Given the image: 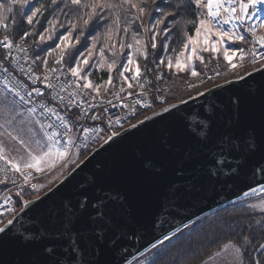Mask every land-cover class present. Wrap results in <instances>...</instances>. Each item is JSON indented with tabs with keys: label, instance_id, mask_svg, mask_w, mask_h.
Here are the masks:
<instances>
[{
	"label": "snow or ice",
	"instance_id": "1",
	"mask_svg": "<svg viewBox=\"0 0 264 264\" xmlns=\"http://www.w3.org/2000/svg\"><path fill=\"white\" fill-rule=\"evenodd\" d=\"M150 2L152 9L147 7L146 0H0V48L3 49L0 72L5 74L2 83L8 93L0 96V185L17 187L15 196L19 198L13 202L9 194L0 204V264H128L122 241L132 227L131 193L104 187L95 180L81 184L71 197L54 202L38 215L29 216V226L21 225L23 231L10 226H14L20 213L28 215L25 210L30 205L33 209L38 207L34 201H40V196L23 199L25 186L34 191L43 187L31 182L33 174L43 173L65 160L69 149L80 139L77 133L82 131L83 139L88 140L90 134L103 130L78 126L68 115L73 109L80 110L77 120L83 117L102 121L103 114L94 110L104 107L107 111V106L113 104L105 96L127 100L133 95L148 94L149 47L141 38L142 32L151 33L150 49L159 59L156 68L163 66L177 73L187 71L196 78L201 74L193 67L194 60L208 67L203 53H210L212 59L222 55L230 70L238 66L234 58L244 68L243 62L249 54L252 64L264 61V52L255 48L245 52L242 47H234L236 42L246 41L242 33H249L256 37L253 43L264 48V36H257L258 25L247 24L258 13H264V0H184L183 3L166 0L163 5L158 0ZM164 7L171 10L164 11ZM189 8L196 10L197 19L189 21L194 25L195 34L184 32L181 51L174 59L162 57L161 50L167 51L169 46L161 43L158 47L157 40L161 32L167 38L170 29L166 21L169 18L175 21ZM221 10L222 20L219 18ZM157 12H161L159 17H156ZM46 13L50 17L46 20L47 26L39 31L36 25L41 24ZM260 23L264 24V19H260ZM22 25L30 26L31 30L21 31ZM100 28H104V32L93 35ZM129 33L131 42L127 39ZM101 35L105 44L98 49V62L93 63ZM117 36L119 40L114 39ZM29 38H32L31 43ZM106 50L111 52L112 59L105 56ZM140 58L145 62L143 70ZM152 62L155 64V59ZM90 68L105 69L107 80L95 82ZM114 70L120 78L118 90L112 75ZM13 72H18L31 85L39 83L50 91L30 87ZM244 76L251 73L245 71L238 79L243 80ZM160 79L157 75L156 80ZM188 86L196 87L195 84ZM121 93L126 95L122 97ZM204 94L197 93L198 96ZM34 97L47 99L37 103ZM134 103L151 107L139 98ZM27 105L31 107H25ZM56 105L64 109L63 113ZM162 111L171 114L169 107ZM120 123L121 119L115 118V125ZM108 125L113 126L112 119ZM118 135L113 131L104 143ZM139 166L143 174L153 177L164 167L177 177L191 174L186 184L169 186L166 197L169 205L178 197L193 194L197 185L203 188L205 184L223 181L234 186V181L247 182L257 175L264 176V90L255 111L239 97L227 103L201 104L188 111L148 154H140ZM249 191L255 194L257 189L249 184ZM249 191H244L243 195L248 196ZM259 191L264 193V184ZM256 210L264 214V199L248 205L245 219L251 221L253 218L248 217L247 212ZM5 215L11 216L6 223ZM254 232L264 237V215L254 219V224L229 222L214 228L209 243L216 245V250L201 264H264V242L254 243ZM170 240L171 236L164 234L163 239L156 238L155 242L144 246L137 264H158L163 255L159 246Z\"/></svg>",
	"mask_w": 264,
	"mask_h": 264
},
{
	"label": "water",
	"instance_id": "2",
	"mask_svg": "<svg viewBox=\"0 0 264 264\" xmlns=\"http://www.w3.org/2000/svg\"><path fill=\"white\" fill-rule=\"evenodd\" d=\"M251 76L244 79L231 80L229 82L213 86L210 91H204V96H196L185 100L186 103L177 102L175 108L170 104V113L162 109L148 116L151 120H143V124L136 123L119 132L108 143H102L96 150L86 156L65 177L56 183L51 189L40 195V201H34L38 206L20 213L14 228L29 226V216L38 215L54 202L59 203L65 197H71L80 188L81 184H90L93 180L104 187H115L131 193L133 213L132 227L128 237L122 241L124 253L127 255L128 264H134L139 252L144 246L155 242V239H163L164 234L173 236L178 233L177 228L183 230L185 225L190 226L203 217L235 204L249 197H257L259 188L264 184V176L257 175L254 180L247 182L234 181V186H229L223 181L220 183H208L203 188L197 185L191 195L178 197L174 204L169 205L166 197L168 188L173 183L186 184L191 180V174L183 178L175 176L167 167L153 176L145 175L139 166L140 154H148L158 142L173 131L177 121L190 110H194L201 104L227 103L230 99L239 97L247 106L255 111L258 109L260 93L264 90V68L254 70ZM165 108V107H164ZM249 184L255 187L257 192L249 191ZM59 189V191H57ZM249 191L248 196L243 192ZM47 195V198H45ZM167 205V207H166ZM23 225V227H21Z\"/></svg>",
	"mask_w": 264,
	"mask_h": 264
},
{
	"label": "built area",
	"instance_id": "3",
	"mask_svg": "<svg viewBox=\"0 0 264 264\" xmlns=\"http://www.w3.org/2000/svg\"><path fill=\"white\" fill-rule=\"evenodd\" d=\"M206 14V10H204ZM262 14V16H260ZM260 19H264V13H258L257 17H253L252 20L247 21V24H257L258 25V32L257 36H264V24L260 23ZM246 37L247 41V47L244 48L245 52L248 51L250 48H255L258 52H264V48H261L258 44L253 43V41L256 39V37H253L249 33H242ZM146 35V43H148L149 47V60L147 62V68L151 69V71H148L146 73L147 79L150 81L148 85H146V90L148 92L147 95L137 97L136 95H133L131 97H128L127 100H117L111 95L105 96V99H110L113 101L112 105L107 106V111L104 110V107H100L98 109H95L94 112L102 113L104 119L102 121H92L91 119H84L83 117H80L79 120L76 119L77 116L80 114V110L78 108L73 109L72 112H70L69 118L71 121L75 122L78 126L82 127H88V128H101L103 129L100 133L96 135H89L88 140L83 139L82 131L80 133H77L78 136H80V139H77L75 142V146L71 147L69 149V155L66 157V159H70L71 156L75 152H81L82 154H91L94 150H96L104 141L107 139V136L110 135L113 131L115 132H121L125 130L126 128L130 127L133 124L138 123V121L144 120V117L150 116L153 113H156L158 110L170 105L174 104L176 102H169V99L174 97V93L170 90V81H169V75L177 73L175 70H169L166 67L161 66L160 68H156V64H159V59L155 58L152 55V50L150 49V39L147 38ZM29 43H31L29 41ZM240 48V47H239ZM243 48V47H242ZM0 50L3 53V49L0 48ZM15 54V53H14ZM205 62L208 63V67L206 68L203 64H201L199 61L194 60L193 61V67L195 70L200 73V77H192L189 72H181L179 75L187 74L189 77V81L183 83L179 87V93L181 94H193L191 97L198 96V92H204L206 89H209L213 87L212 85L216 84H223L226 82H229L231 80H237L238 76L244 75V72H252L254 70H257L261 68V64H264V61L257 60L256 64L251 63V55L249 54L245 61L243 62L245 67L241 68L240 61L236 60L234 58V62L237 63V68L235 70H230L227 66V62L223 60L222 55H217L216 59L211 58L210 53H203L202 54ZM162 57H170L168 54L161 55ZM153 59H155V64L152 62ZM210 61V62H209ZM143 66H141V69L143 70L145 68V62H143ZM219 64V67L217 65ZM10 71L12 69L10 68ZM38 72H42V69H38ZM219 73V75H216V73ZM13 75L20 79L21 81L27 82L23 76H21L18 72H13ZM159 75L161 77L160 80H156V76ZM5 74L0 72V85L4 88V84L2 81L4 80ZM211 77V79H209ZM11 82V81H10ZM29 83L30 87H40L45 92H49L50 90L44 89L42 84L37 85H31ZM114 83L116 85V90H118L120 86V78L119 74L116 73L114 75ZM189 84H195L196 87L190 88ZM214 85V86H216ZM211 86V87H209ZM126 87V86H125ZM159 88L160 91L157 92L155 89ZM5 89V88H4ZM6 91V89H5ZM135 91H139V89H136ZM7 93V92H6ZM8 94V93H7ZM10 95V94H9ZM126 95V93H121V96L123 97ZM160 97V99H157V97ZM141 99L144 104H149L151 107H143V105H136L134 103L135 99ZM37 103H39L41 100L47 99V97H40L36 98ZM58 109L63 113L64 109L59 108V105H56ZM25 107H31V105H27ZM134 112V115L131 113ZM139 115V116H138ZM120 118L121 123L120 125H115V118ZM109 119L113 120V126L109 128L108 121ZM43 176L37 173L33 174L32 183L40 185L41 181L43 180ZM17 191V187L8 184L7 188L5 185H0V204H3V197L6 195L11 194L13 198V202L18 200L19 198L15 196V192ZM36 191L31 189L30 186H25V191L23 193V199H34ZM17 212H19V206L17 205ZM11 216L5 215L3 218L4 222L6 223L7 219H10Z\"/></svg>",
	"mask_w": 264,
	"mask_h": 264
},
{
	"label": "trees",
	"instance_id": "4",
	"mask_svg": "<svg viewBox=\"0 0 264 264\" xmlns=\"http://www.w3.org/2000/svg\"><path fill=\"white\" fill-rule=\"evenodd\" d=\"M40 2H43V0H40ZM146 2L148 8L153 6L150 0H146ZM165 2L166 0H158V3H161L162 5L165 4ZM171 2L175 3L176 0H171ZM183 2L184 0H181V3ZM163 10L170 11L171 9L164 7ZM160 15L161 12L156 13V17H159ZM47 18H50L48 16V13L45 14L44 18H41V24L36 25V28L39 31H43V27L47 26ZM194 19H197L196 10L194 8H189L186 14L182 13L175 19V21H172L171 18H169L166 23L168 24V28L170 29V31L167 34V38H165V34L163 32L160 33L157 40L158 47L161 45V43H164L166 41L169 46L166 51V54L170 55V57L174 59L176 54L181 51L182 44L185 40L184 32H187L191 35L194 32V25L192 23H189V21ZM160 27L163 28L164 25H161ZM29 29L30 26H21V31H28ZM99 30L100 29H98L97 31ZM150 36L151 33H147V38L150 39ZM29 39L32 42V38ZM234 47L246 48L247 41L236 42L234 44ZM0 55H3L1 50ZM140 64L141 66H143L144 63L140 62ZM174 79V81H171L169 75L170 90L172 91V93H174V97L169 99V102L177 103L189 99V97L193 95L192 93H179V87L183 83L190 80L188 75L183 74L178 78ZM86 156L87 154H82L79 159V162H81ZM255 198L256 197H249L235 204L217 210L176 233L174 236L171 237L170 241H165L163 245L159 246L160 249H162L163 251V255L158 260V264H172V261H175L176 264L201 263V261L204 260L210 252L216 250V245L209 243L211 239V233L214 228L222 227L224 224H227L229 222H235L237 224L244 223L245 225H247V223L249 222H252L254 224L253 219L257 218H253V212H247V216L253 218L251 221L245 219V212L247 209V206L245 205L248 203V201ZM226 239L227 237L224 238L225 242ZM253 242L258 245L259 243L264 242V237H261L258 232H254Z\"/></svg>",
	"mask_w": 264,
	"mask_h": 264
},
{
	"label": "rangeland",
	"instance_id": "5",
	"mask_svg": "<svg viewBox=\"0 0 264 264\" xmlns=\"http://www.w3.org/2000/svg\"><path fill=\"white\" fill-rule=\"evenodd\" d=\"M152 7H150L149 9H152ZM145 20H147V17L145 18ZM30 30H31V28L28 31H30ZM59 31L63 32L64 30L59 29ZM103 32H104V28H100V30L97 31L96 33H93V35L102 34ZM148 34H149V32H148ZM194 34H195V30H194L192 35H194ZM121 35H123V34H121ZM130 37H131V33L128 34V37H127L128 42H131ZM119 38L120 37L117 36L114 39L119 40ZM141 38L146 42L145 33H143V32L141 33ZM212 39H215V37H213ZM29 41H30V39H29ZM49 43H51V42H49ZM88 43H89V45L92 43L91 38H89ZM164 43H166V41ZM104 44H105V39H104L103 35H101V38L98 41V45H97V53L94 55V58H93V63L98 62V60H99L98 49H99V47L103 46ZM127 51H129V50L125 49V52H127ZM163 54H166V51L161 50V55H163ZM105 56L108 59L113 58L111 55V52H109L107 50L105 51ZM140 62H144L143 58H140ZM89 71L91 73H93L91 78L97 83H101V82L107 80V78H108V73L105 69L90 68ZM185 72L187 73V71H185ZM116 73H118V72L116 70H114L112 73L113 77ZM179 74L180 73L170 74L171 81H174L175 80L174 78H178L179 76H181ZM214 85H216V84H214ZM214 85H212V86H214ZM209 87H211V86H209ZM5 94H7L5 89L0 85V96H3ZM0 139H2V138H0ZM81 156H82L81 152H75L71 156L70 159L67 160L65 158V160L58 161L54 168L45 169V171L43 173H39L40 175H42L44 177L40 183V185H43V187L39 188V190L36 191L35 195L40 196L45 191L49 190V188H51L53 185L58 183L63 177H65L74 167H76L80 163L79 159ZM260 199H264V194H262V195L260 194L255 199H251L250 201H248V203L245 206L248 207V205H250V204L258 203ZM253 214H254L253 218L256 217L257 219H259L262 215H264V214L260 213L259 210H256L255 212H253ZM153 251H155V250H153ZM206 259H207V257L204 260H206ZM135 264H137V262H135ZM199 264H201V263H199ZM214 264H215V262H214Z\"/></svg>",
	"mask_w": 264,
	"mask_h": 264
},
{
	"label": "bare ground",
	"instance_id": "6",
	"mask_svg": "<svg viewBox=\"0 0 264 264\" xmlns=\"http://www.w3.org/2000/svg\"><path fill=\"white\" fill-rule=\"evenodd\" d=\"M262 16V14L260 15ZM221 20L223 19V11L221 10V13H220V17H219ZM88 156V155H87Z\"/></svg>",
	"mask_w": 264,
	"mask_h": 264
},
{
	"label": "flooded vegetation",
	"instance_id": "7",
	"mask_svg": "<svg viewBox=\"0 0 264 264\" xmlns=\"http://www.w3.org/2000/svg\"><path fill=\"white\" fill-rule=\"evenodd\" d=\"M156 251V250H155ZM135 264V263H134Z\"/></svg>",
	"mask_w": 264,
	"mask_h": 264
}]
</instances>
